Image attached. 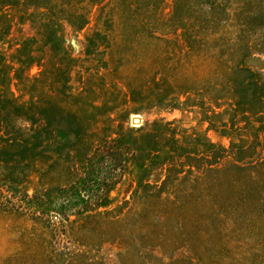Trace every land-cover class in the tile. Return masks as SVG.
Listing matches in <instances>:
<instances>
[{
  "label": "rangeland",
  "instance_id": "obj_1",
  "mask_svg": "<svg viewBox=\"0 0 264 264\" xmlns=\"http://www.w3.org/2000/svg\"><path fill=\"white\" fill-rule=\"evenodd\" d=\"M0 264H264V0H0Z\"/></svg>",
  "mask_w": 264,
  "mask_h": 264
},
{
  "label": "trees",
  "instance_id": "obj_2",
  "mask_svg": "<svg viewBox=\"0 0 264 264\" xmlns=\"http://www.w3.org/2000/svg\"><path fill=\"white\" fill-rule=\"evenodd\" d=\"M1 91H2V90H1V88H0V93H1Z\"/></svg>",
  "mask_w": 264,
  "mask_h": 264
}]
</instances>
